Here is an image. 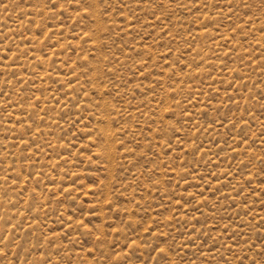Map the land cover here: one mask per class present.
Wrapping results in <instances>:
<instances>
[{"label": "rangeland", "instance_id": "obj_1", "mask_svg": "<svg viewBox=\"0 0 264 264\" xmlns=\"http://www.w3.org/2000/svg\"><path fill=\"white\" fill-rule=\"evenodd\" d=\"M0 264H264V0H0Z\"/></svg>", "mask_w": 264, "mask_h": 264}]
</instances>
